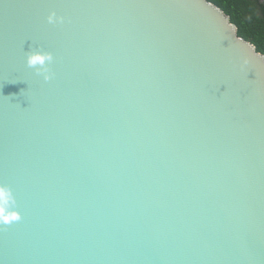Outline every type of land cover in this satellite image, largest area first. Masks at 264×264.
Wrapping results in <instances>:
<instances>
[{
  "label": "water",
  "instance_id": "water-1",
  "mask_svg": "<svg viewBox=\"0 0 264 264\" xmlns=\"http://www.w3.org/2000/svg\"><path fill=\"white\" fill-rule=\"evenodd\" d=\"M0 189V264H264V54L209 0H0Z\"/></svg>",
  "mask_w": 264,
  "mask_h": 264
},
{
  "label": "trees",
  "instance_id": "trees-1",
  "mask_svg": "<svg viewBox=\"0 0 264 264\" xmlns=\"http://www.w3.org/2000/svg\"><path fill=\"white\" fill-rule=\"evenodd\" d=\"M230 16L238 35L264 54V0H209Z\"/></svg>",
  "mask_w": 264,
  "mask_h": 264
},
{
  "label": "clouds",
  "instance_id": "clouds-1",
  "mask_svg": "<svg viewBox=\"0 0 264 264\" xmlns=\"http://www.w3.org/2000/svg\"><path fill=\"white\" fill-rule=\"evenodd\" d=\"M49 19L51 20V17ZM44 60H51V55L50 54L41 55L38 53H33V54H30L28 57V65L34 66L38 63H42ZM46 79H47V77H46ZM7 200H8L7 190L0 189V202L6 204ZM14 218H18V217H16L15 213L8 214V215L0 214V220H12Z\"/></svg>",
  "mask_w": 264,
  "mask_h": 264
}]
</instances>
